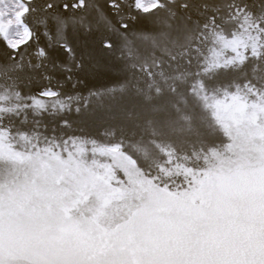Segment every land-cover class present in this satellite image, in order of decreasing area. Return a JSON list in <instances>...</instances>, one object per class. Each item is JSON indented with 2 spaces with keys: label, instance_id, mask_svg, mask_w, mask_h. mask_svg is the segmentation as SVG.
<instances>
[{
  "label": "snow or ice",
  "instance_id": "snow-or-ice-1",
  "mask_svg": "<svg viewBox=\"0 0 264 264\" xmlns=\"http://www.w3.org/2000/svg\"><path fill=\"white\" fill-rule=\"evenodd\" d=\"M60 7L0 0V264H264V0ZM48 65L115 67L126 78L90 96L145 103L131 127L49 133L36 117L80 98L21 93Z\"/></svg>",
  "mask_w": 264,
  "mask_h": 264
},
{
  "label": "bare ground",
  "instance_id": "bare-ground-1",
  "mask_svg": "<svg viewBox=\"0 0 264 264\" xmlns=\"http://www.w3.org/2000/svg\"><path fill=\"white\" fill-rule=\"evenodd\" d=\"M193 1L194 3L198 2V0ZM58 2L61 4L59 11L64 16H67L69 13L64 11L62 3L67 2L71 4L73 0H58ZM94 2L102 4L103 0H94ZM36 3L43 5L45 0H36ZM77 14H79V10H77ZM192 14L195 17V13L193 12ZM49 23L54 31V23L51 21ZM40 43L43 45L45 40L41 38ZM28 56L31 58V50H29ZM53 58L58 64L66 62V57L62 52L53 51ZM8 62V50L4 45L0 44V64ZM43 73H47L51 79H44ZM126 75V73L116 71L114 67L113 70L89 75L77 73L71 80H68L65 78L66 73L61 72L59 68L48 65L46 68L26 75L28 78H23H26V81L24 84L19 85V90L25 96H38L46 87H51L59 91L62 98L66 99L68 96L80 98L79 100L69 102L72 107L71 111L45 113L42 116L36 117V119L42 121L44 125L43 130L50 133L58 127H63V120L67 118L72 123L73 130H75L77 135H95L97 132L102 135L103 128L108 125H127L131 127L130 122L125 119V113L130 110L139 111L145 103L142 96L135 94H125L118 98L107 95L90 96V93L96 91L103 92L104 89L119 83L126 78ZM137 86L142 88L147 87L145 80H140ZM85 98H87L86 101ZM82 103L85 104V109L82 111H86V115L83 116L81 112L75 111ZM28 119L31 121L32 117L30 116Z\"/></svg>",
  "mask_w": 264,
  "mask_h": 264
},
{
  "label": "rangeland",
  "instance_id": "rangeland-1",
  "mask_svg": "<svg viewBox=\"0 0 264 264\" xmlns=\"http://www.w3.org/2000/svg\"><path fill=\"white\" fill-rule=\"evenodd\" d=\"M193 2H194V1H193ZM24 77L28 78V76H24ZM24 77H23V78H24ZM23 78L20 80V82H19V85H20V84H24V83H25V81H26V78H25V79H23ZM22 81H23V83H22Z\"/></svg>",
  "mask_w": 264,
  "mask_h": 264
}]
</instances>
